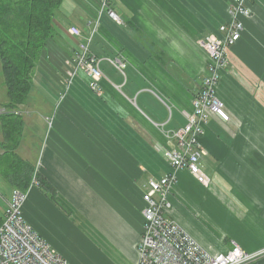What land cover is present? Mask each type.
Masks as SVG:
<instances>
[{"label": "crops", "instance_id": "obj_1", "mask_svg": "<svg viewBox=\"0 0 264 264\" xmlns=\"http://www.w3.org/2000/svg\"><path fill=\"white\" fill-rule=\"evenodd\" d=\"M115 1L143 34L126 26L134 34L127 30L131 49L101 24L103 15L118 25L125 20L117 14L120 23L114 21L108 8L100 12V0H63L59 36L33 70L29 100L17 108L26 130L17 153L56 198L32 183L22 216L70 264H136L144 184L171 170L163 155L172 144L167 132L186 123L208 68L198 37L229 19L230 0H218V9L214 0H194L197 25L188 34L178 14H167L166 0H111L114 12ZM249 3L251 14L227 50L215 88L229 118L210 117L201 136L200 168L208 183L178 170L169 217L211 253L238 244L262 251L245 264H264V0ZM71 25L98 34L91 50L105 75L100 92L89 88L84 72L68 75L76 52ZM115 59L125 67L117 68ZM33 113L43 116V126L49 123L41 135H33Z\"/></svg>", "mask_w": 264, "mask_h": 264}, {"label": "built area", "instance_id": "obj_2", "mask_svg": "<svg viewBox=\"0 0 264 264\" xmlns=\"http://www.w3.org/2000/svg\"><path fill=\"white\" fill-rule=\"evenodd\" d=\"M100 12L107 9L108 0H100ZM109 16L120 23L117 14L107 10ZM249 0H230L228 21L221 23L216 31L199 41L208 62L198 93L192 98V110L186 123L167 132L172 144L163 155L170 162L171 170L165 175L150 177L142 191V230L137 242L136 264H245L257 258L262 252H249L238 244L226 250L211 253L187 232L179 223L169 217L172 209L171 189L176 183V172L187 170L194 179L206 185L208 178L200 168V159L205 150L201 136L208 119L212 116L227 121L229 114L225 103L216 96L215 88L220 80L221 68L227 63L226 53L230 45L239 40L244 28L243 18L249 17ZM67 32L76 40V52L70 64V77L82 71L89 78V88L101 91V80L105 75L100 67L101 59L91 51L94 31L83 33L71 25ZM112 63L119 69L125 67L120 59ZM33 183L36 180L33 179ZM26 191L12 190V199L3 213L0 223V264H70L57 253L24 220L21 207Z\"/></svg>", "mask_w": 264, "mask_h": 264}, {"label": "trees", "instance_id": "obj_3", "mask_svg": "<svg viewBox=\"0 0 264 264\" xmlns=\"http://www.w3.org/2000/svg\"><path fill=\"white\" fill-rule=\"evenodd\" d=\"M62 1L0 0V65L6 97L0 111V176L12 189L22 191H26L35 179L53 200L56 198L51 184L17 153L24 125L17 108L29 98L33 70L41 56L45 57L50 40L59 36L57 16ZM110 3L108 0V7ZM125 24L142 34L132 22L125 20Z\"/></svg>", "mask_w": 264, "mask_h": 264}, {"label": "rangeland", "instance_id": "obj_4", "mask_svg": "<svg viewBox=\"0 0 264 264\" xmlns=\"http://www.w3.org/2000/svg\"><path fill=\"white\" fill-rule=\"evenodd\" d=\"M115 3H116V6H115L116 14H118L123 20L127 19V17L130 15V12L126 11L125 7H123L119 2L115 1ZM166 3H167V14L169 15L170 12H171V15L178 14L177 18L181 19L182 27H183L184 31L188 34L193 32V30L195 29V25H197V22L195 21V18L193 16V11L190 10V6H195L199 2H196L194 0H166ZM219 5L220 4L218 3V0H214V6L216 9L219 8ZM177 8L181 9L180 13H178ZM216 12L217 11L215 10V13ZM103 14H106V12L104 11ZM124 14L125 15L127 14V17ZM214 15H215L214 19H217L216 14H214ZM95 18H97V13L95 15ZM100 18H101V16H100ZM100 18H99V20H100ZM103 19L106 20V24H104ZM103 19L101 20V24L105 25V27L108 29L109 32H112L113 34L117 35V37L120 39V42L128 50L131 49V46H132L131 37L129 36V33L127 32L126 24L125 25H118L115 22L108 19L107 17H105V15H103ZM204 35L200 34L198 38L199 39L201 38L200 40H202L204 37H206V35H207L206 30L204 32ZM97 37H98V34H94L93 41H92L91 45L92 44L94 45ZM93 45H92V47H93ZM39 77H40V75L36 74V77H35L36 85L39 83ZM2 79H3V77L1 74V65H0V100H4V98H6L4 96L5 88H4ZM30 95H31V93H30ZM30 95H29V98H30ZM29 98H28V100H29ZM53 109H55L54 105H53V108L51 107V110L47 111V113H49V115H50ZM0 111H2V110H0ZM26 116H28V114ZM37 116H38V120H37V124L35 125V129H33V135H34V133L41 135V133L44 131L43 127H47V123H48V122L46 123L44 121V126H43V123H42L43 122V116L40 115V117H39V113H33V120L36 119L35 117H37ZM48 126H49V123H48ZM0 132H1V130H0ZM25 132H26V130L24 129L23 137L25 136ZM35 138H36V136H35ZM0 139H1V133H0ZM24 140H25V137H24ZM27 142H29V140H27ZM36 146H38V143H36ZM32 148H33V144H32ZM33 155H34V153H33ZM33 164L35 165V162H33ZM11 199H12V188L7 183V181L0 176V214H3L4 211L7 210L8 202ZM197 221L193 222L196 225V226L194 225V228H193L195 230H197V226H198ZM255 252H262V251H255Z\"/></svg>", "mask_w": 264, "mask_h": 264}]
</instances>
